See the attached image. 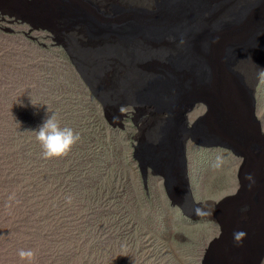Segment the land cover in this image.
Wrapping results in <instances>:
<instances>
[{
	"label": "rangeland",
	"instance_id": "1",
	"mask_svg": "<svg viewBox=\"0 0 264 264\" xmlns=\"http://www.w3.org/2000/svg\"><path fill=\"white\" fill-rule=\"evenodd\" d=\"M35 1L20 9L0 3V264H28L21 249L35 251L32 264H203L222 234L207 264L249 254L246 240L263 220L264 202L258 207L253 196L264 182V162L189 142V176L200 205L184 216L152 175L147 195L133 145L160 117L146 107L104 112L61 43L26 17L24 6ZM114 1L95 0L102 8ZM256 99L262 133L246 126L264 141V73ZM217 105L234 124L243 122L237 101ZM52 108L80 140L67 156L44 159L31 132ZM216 108H196L191 122L208 114L215 127ZM238 232L245 233L240 240Z\"/></svg>",
	"mask_w": 264,
	"mask_h": 264
},
{
	"label": "water",
	"instance_id": "2",
	"mask_svg": "<svg viewBox=\"0 0 264 264\" xmlns=\"http://www.w3.org/2000/svg\"><path fill=\"white\" fill-rule=\"evenodd\" d=\"M1 2L20 9L26 0ZM26 5V17L61 43L104 112L114 106L148 107L154 119L160 117L137 140L133 158L145 191L150 174L160 177L167 198L186 217L200 205L190 184L188 142L246 159L248 148L257 156L264 153L261 138L256 144L246 126L260 129L258 79L251 89L252 70L245 66L251 59H264V0H115L107 8L95 0H37ZM226 97L242 109L240 124L233 123L230 113L220 114L217 104ZM201 104L207 113L217 107L215 127L208 126V114L190 124L188 115ZM260 198L253 197L258 207L264 202ZM256 230L246 240L250 255L263 234L260 225H254ZM214 248L212 243L203 264ZM230 256L220 255L214 264H255L242 253ZM254 260L263 262L264 247Z\"/></svg>",
	"mask_w": 264,
	"mask_h": 264
},
{
	"label": "clouds",
	"instance_id": "3",
	"mask_svg": "<svg viewBox=\"0 0 264 264\" xmlns=\"http://www.w3.org/2000/svg\"><path fill=\"white\" fill-rule=\"evenodd\" d=\"M264 59H262L261 61H258V59H251L249 60V63L248 64H245V66H248L251 70H252V75L249 76L248 78H250V80L248 81V86L253 89V86L256 82V80L258 79V84L257 86L255 87L256 89V92H255V100H256V105H257V99H256V93H257V89L261 83V79H262V75L264 73ZM255 64H257V66H260V68L256 71V68L255 67ZM83 82V81H82ZM92 95V94H91ZM226 99H230L229 97H226ZM231 100V99H230ZM99 104V103H98ZM100 105V104H99ZM199 107H204L206 110L207 109V106L206 105H197L195 107L196 108H199ZM127 108H130L132 109L133 111L135 110H138L139 108L141 107H138L137 109H133L132 107H127ZM145 112H147L149 114V112L151 113L152 111L146 107L144 108ZM194 109V110H195ZM194 110L188 115L189 117V121H190V124H192L193 122H191V119H190V115L194 112ZM256 117L258 119V121L260 122V129L258 128V132L260 131L262 133V124H261V121L260 119L258 118L257 116V107H256ZM199 119V118H198ZM151 120V119H150ZM149 120V121H150ZM196 121V120H195ZM254 126V124H253ZM252 126V127H253ZM31 133H34L35 134V138L36 140L39 142L40 146H41V149H42V157L44 159H51V158H61V157H65L67 156L70 151L72 150V148L79 142L80 140V134L78 132H76L74 129H72L71 127H68V126H62L60 120L58 119L57 115L55 113L51 114L47 119H45L43 121V123L38 127L37 130L35 131H32ZM250 134H252L254 136L253 139H257L256 140V144L258 143L259 141V138H257L254 133L252 131H250ZM139 139V138H138ZM189 143V142H188ZM192 143V142H191ZM134 146V145H133ZM188 146V144H187ZM196 146V145H195ZM261 146L264 147V141H262L261 143ZM198 147V146H197ZM202 148V147H200ZM205 149H214V148H205ZM227 150V149H226ZM230 151V150H229ZM232 152V151H230ZM233 153V152H232ZM247 159L245 157H238V158H244L245 161L247 160H250V161H255V160H260L262 162H264V153H260L259 156H257V152H250L249 148L247 149ZM234 154V153H233ZM134 155V154H133ZM235 155V154H234ZM236 156V155H235ZM237 157V156H236ZM188 158V157H187ZM189 163V162H188ZM138 164V163H137ZM139 168V167H138ZM140 171V169H139ZM141 173V172H140ZM151 175V174H150ZM149 175V177H150ZM142 177V176H141ZM155 177V176H154ZM160 178V177H159ZM190 178V176H189ZM163 180V179H162ZM143 181V180H142ZM148 182H149V179H148ZM190 184H191V181H190ZM144 185V184H143ZM164 186V185H163ZM264 182L263 184L258 187L257 189V192H258V195L260 197L263 196L264 194ZM145 189V188H144ZM149 189V187H148ZM191 189H192V186H191ZM165 190V189H164ZM193 192V190H192ZM256 193V192H255ZM147 194V192H146ZM148 195V194H147ZM257 194H255V196H258ZM167 196V195H166ZM194 196V194H193ZM254 197V196H253ZM195 198V197H194ZM261 199V198H260ZM196 201V199H195ZM171 202V201H170ZM197 203V202H196ZM172 204V203H171ZM173 206V205H172ZM173 207H178V206H173ZM179 208V207H178ZM180 209V208H179ZM263 209L264 208H260L258 209L259 211L258 212H262L263 214V220L260 224L261 227H263V234L259 236L258 238V245L255 246V251L252 253V255L250 254H247V258L251 259L255 264H257L255 262V257H260L261 256V251H262V248L264 247V213H263ZM181 210V209H180ZM182 212V210H181ZM256 213H257V209H256ZM183 214V212H182ZM184 215V214H183ZM259 214H256V216H258ZM185 216V215H184ZM222 231V230H221ZM223 233V231H222ZM223 235V234H222ZM222 235L220 236V238H216L214 239L211 243H210V246L212 243H214V246L216 244H219L221 241H222ZM245 235V233L243 232H238L235 234V239L236 240H240L241 238H243V236ZM209 246V247H210ZM209 249V248H208ZM207 249V250H208ZM206 250V252H207ZM206 254V253H205ZM18 255L19 257L21 258V260H26L28 261V264H32V262L34 261L35 259V251L33 249H27V250H24V249H21L19 252H18ZM205 257V255H204ZM204 261V258L202 260V262ZM264 263V260L261 264Z\"/></svg>",
	"mask_w": 264,
	"mask_h": 264
},
{
	"label": "trees",
	"instance_id": "4",
	"mask_svg": "<svg viewBox=\"0 0 264 264\" xmlns=\"http://www.w3.org/2000/svg\"><path fill=\"white\" fill-rule=\"evenodd\" d=\"M50 111H51V112H49L50 115L53 114V113H55V114L57 115V117L59 118V115H58V111H57V110H55L54 108H52V109H50ZM47 118H48V117H47ZM62 126H63V125H62ZM37 129H38V128H37ZM37 129H36V130H37ZM11 130H16V128H15V127H12ZM34 137H35V134H34ZM35 140H36V138H35ZM35 145L37 146V148L40 147L39 149L42 150V149H41V146H40V144H39V142H38L37 140H36V142H35ZM57 159H59V158H57ZM57 159H56V160H57ZM38 220H39V219H38ZM39 221H41V220H39Z\"/></svg>",
	"mask_w": 264,
	"mask_h": 264
}]
</instances>
